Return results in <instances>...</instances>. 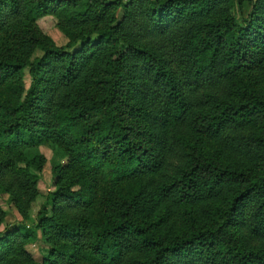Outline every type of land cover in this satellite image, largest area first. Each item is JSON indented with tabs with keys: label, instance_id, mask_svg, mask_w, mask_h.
<instances>
[{
	"label": "trees",
	"instance_id": "16d2710c",
	"mask_svg": "<svg viewBox=\"0 0 264 264\" xmlns=\"http://www.w3.org/2000/svg\"><path fill=\"white\" fill-rule=\"evenodd\" d=\"M0 43V194L23 221L28 151L58 158L0 264H264V0H0Z\"/></svg>",
	"mask_w": 264,
	"mask_h": 264
},
{
	"label": "rangeland",
	"instance_id": "374dc122",
	"mask_svg": "<svg viewBox=\"0 0 264 264\" xmlns=\"http://www.w3.org/2000/svg\"><path fill=\"white\" fill-rule=\"evenodd\" d=\"M34 28L38 32H41L46 36L50 37L57 45H64L67 42L66 37L56 26L55 19L51 16L40 18L34 24ZM1 46L2 45L0 43V48ZM36 55H39V52H37ZM257 69L258 70L256 71V73H254L255 71H253V74L258 76V78L262 80V71L259 69V67H257ZM24 81H25V86L27 87L29 84V80L26 75ZM261 86L263 87V85ZM7 95H11V93L7 91ZM206 146H208L209 148L212 146V144L206 142ZM38 151L44 157V164L42 170L39 173V179L37 184V189L39 191V194L37 196L36 201L32 204V207L30 208L29 219L23 221L22 216L18 213V211L12 205H10L8 201V195L0 194V209L4 213L2 219L0 220V230L6 227H17L22 224L28 227V229H31V227L35 228V221L38 210L40 209L41 205L48 197L49 193H51L55 189V180L52 174V168L58 161L57 155H55L53 149L46 144L28 151V154L31 157L37 154ZM77 188L78 187H75L74 189ZM100 192L101 190H99L95 194H99ZM170 222L171 223L174 222L173 219H169V223ZM175 223L176 222H174V224ZM38 234H39V240L34 243H30L27 246L28 252L32 255L35 261L41 260L42 253L44 251L43 248L45 245L42 241V238L40 236L41 234L39 233V231ZM79 264H84V263H79Z\"/></svg>",
	"mask_w": 264,
	"mask_h": 264
}]
</instances>
